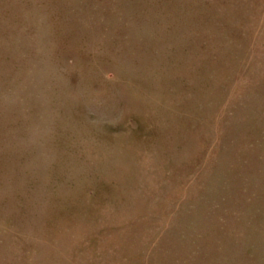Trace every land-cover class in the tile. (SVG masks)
I'll return each mask as SVG.
<instances>
[{"label": "rangeland", "instance_id": "374dc122", "mask_svg": "<svg viewBox=\"0 0 264 264\" xmlns=\"http://www.w3.org/2000/svg\"><path fill=\"white\" fill-rule=\"evenodd\" d=\"M0 264H264V0H0Z\"/></svg>", "mask_w": 264, "mask_h": 264}]
</instances>
